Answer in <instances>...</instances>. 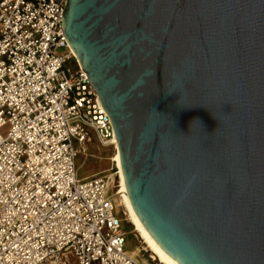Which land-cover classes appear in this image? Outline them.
Segmentation results:
<instances>
[{
  "label": "water",
  "instance_id": "obj_1",
  "mask_svg": "<svg viewBox=\"0 0 264 264\" xmlns=\"http://www.w3.org/2000/svg\"><path fill=\"white\" fill-rule=\"evenodd\" d=\"M134 214L176 264H264V0H66Z\"/></svg>",
  "mask_w": 264,
  "mask_h": 264
},
{
  "label": "built area",
  "instance_id": "obj_2",
  "mask_svg": "<svg viewBox=\"0 0 264 264\" xmlns=\"http://www.w3.org/2000/svg\"><path fill=\"white\" fill-rule=\"evenodd\" d=\"M65 3L0 0V264H163L125 250L111 176L77 177L88 142L114 132L63 33Z\"/></svg>",
  "mask_w": 264,
  "mask_h": 264
},
{
  "label": "rangeland",
  "instance_id": "obj_3",
  "mask_svg": "<svg viewBox=\"0 0 264 264\" xmlns=\"http://www.w3.org/2000/svg\"><path fill=\"white\" fill-rule=\"evenodd\" d=\"M72 65V63H71ZM8 126L3 127L0 129V133L5 134L7 131ZM88 155H78L75 160V165L77 168V177L80 180H87L96 175L107 174L110 175L113 179V190L110 189L109 193H116L115 198L118 201V206L116 208V214L121 216L123 211L120 200L121 194L118 192L119 190V179L116 173L117 168L115 163L112 159L114 154V148L112 145L109 146H101L97 143V141L92 138L90 142H88ZM123 229L126 231V242H125V250L127 252L136 251V259L139 261H143L144 257L150 254L149 251L144 249V244L140 241V239L136 236V233L133 232L132 224L125 220L123 223ZM141 250L138 252V248Z\"/></svg>",
  "mask_w": 264,
  "mask_h": 264
},
{
  "label": "bare ground",
  "instance_id": "obj_4",
  "mask_svg": "<svg viewBox=\"0 0 264 264\" xmlns=\"http://www.w3.org/2000/svg\"><path fill=\"white\" fill-rule=\"evenodd\" d=\"M111 145L114 148V154H113V161L115 163V166L117 168V175L119 179V190L118 192L121 194V200L120 205L126 215V220L129 221L133 226V232L136 233V236L140 239V241L144 244V249L146 251H149L150 254L160 261L163 264H176L172 259H170L150 238V236L146 233V231L143 229L139 221L137 220L134 211L132 209L130 200L128 198L126 187L123 179V175L121 172L120 167V160H119V154L117 151V141L116 137L114 135L113 139L111 140ZM131 256L136 257L137 252L132 251L129 253Z\"/></svg>",
  "mask_w": 264,
  "mask_h": 264
}]
</instances>
